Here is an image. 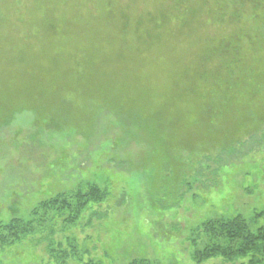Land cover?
I'll return each instance as SVG.
<instances>
[{"label":"rangeland","instance_id":"1","mask_svg":"<svg viewBox=\"0 0 264 264\" xmlns=\"http://www.w3.org/2000/svg\"><path fill=\"white\" fill-rule=\"evenodd\" d=\"M239 213L264 226V0H0V227L35 225L1 264H198Z\"/></svg>","mask_w":264,"mask_h":264},{"label":"trees","instance_id":"2","mask_svg":"<svg viewBox=\"0 0 264 264\" xmlns=\"http://www.w3.org/2000/svg\"><path fill=\"white\" fill-rule=\"evenodd\" d=\"M204 161L210 162L206 157ZM217 162V161H215ZM107 196V192L97 184L88 183L85 190L81 188L71 194H59L46 200L31 212L36 218L39 213L44 215L55 210L58 216L63 217V222L75 223L79 215L90 202H101ZM67 209L71 212L68 215ZM35 229L34 219L24 220L14 218L8 224L0 227V244L13 245ZM195 237L191 239L194 245L197 240L202 243L201 247L195 248L193 258L198 264H264V226L253 230L247 219L241 214L235 216H216L204 221L196 228ZM198 237V238H197ZM71 243L70 249L52 248L49 252H58L60 263L70 256V252L77 250L75 239L67 237ZM74 243V244H72ZM243 260L237 263V260ZM1 264V263H0ZM81 264H102L92 257L83 260ZM129 264H152L150 261L140 259Z\"/></svg>","mask_w":264,"mask_h":264}]
</instances>
